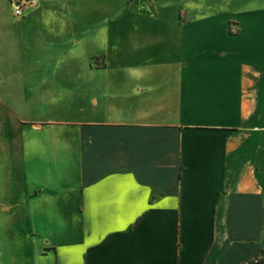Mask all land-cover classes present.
<instances>
[{"label": "crops", "instance_id": "crops-1", "mask_svg": "<svg viewBox=\"0 0 264 264\" xmlns=\"http://www.w3.org/2000/svg\"><path fill=\"white\" fill-rule=\"evenodd\" d=\"M174 1L125 27L0 10V224L29 226L0 264H264V0ZM39 223L60 239L20 247Z\"/></svg>", "mask_w": 264, "mask_h": 264}, {"label": "rangeland", "instance_id": "rangeland-1", "mask_svg": "<svg viewBox=\"0 0 264 264\" xmlns=\"http://www.w3.org/2000/svg\"><path fill=\"white\" fill-rule=\"evenodd\" d=\"M12 0H0V10L4 11L5 14L7 10H10L12 13V6L10 4ZM44 2L39 3V8L42 10V14H35V22L38 24L39 29H44L43 24L44 21H47L50 24L56 25L58 23H64L70 25L74 28H79L82 26L92 25V24H116L120 27H125L128 24H139L141 19L144 23H154L155 19L159 17L160 19L166 18L168 19L170 13L174 9V0H137L134 4L132 2L134 0H43ZM28 7V6H27ZM140 9V12H136ZM55 12L54 14H51ZM13 15V14H12ZM140 15V16H139ZM17 17V16H16ZM22 16H18L21 19ZM60 20V21H59ZM26 43H22L23 48V57L29 55V52L25 51ZM121 46H124L121 44ZM80 51L78 48H73L70 50L71 57V65L69 67V71H78V67L80 68L83 60V56L80 55ZM25 64V62H23ZM17 67V65H16ZM11 73V75H10ZM13 71H9L8 66L6 68V87H9V83L13 84L15 79H13ZM55 88L59 85V81H52ZM57 99L63 98L60 91L56 94ZM67 98V97H66ZM72 100L73 97H69ZM58 108H62L63 112L75 113L77 110L76 104V93L74 97V101L69 102V106L64 107L63 105ZM10 145H6V152H9ZM13 149V145L11 149ZM13 151V150H12ZM11 151V152H12ZM0 152L1 149H0ZM1 155V153H0ZM2 155L0 156V159ZM4 164L0 161V167H3ZM16 166V165H15ZM13 162L10 160L5 161L6 169H15ZM0 176V184L2 183ZM14 180L13 176H7L8 179ZM46 180V177H43ZM6 179V178H5ZM8 182V181H7ZM40 184L42 183L39 179ZM45 182V181H44ZM9 188L10 191L14 190L13 183H10ZM15 192V191H14ZM7 205H9V201L6 200ZM8 212H6V215ZM27 224H17L7 223L4 226L0 224V233H5V241L4 243L8 247L11 243L10 240L14 234L20 232L25 233L28 231ZM35 227L39 230V236L33 238L32 240L22 241L20 247H28L32 249H37L38 251L46 247V242L49 239L52 242L58 241L60 238L54 236L50 233L48 229L44 228L40 223L35 225ZM46 229V230H45ZM52 232V230H51ZM27 234H30L29 232ZM16 236V235H15ZM2 243V242H1Z\"/></svg>", "mask_w": 264, "mask_h": 264}, {"label": "built area", "instance_id": "built-area-1", "mask_svg": "<svg viewBox=\"0 0 264 264\" xmlns=\"http://www.w3.org/2000/svg\"><path fill=\"white\" fill-rule=\"evenodd\" d=\"M35 2V0H12L10 2L11 6H12V14L13 16H22L24 9L29 6L32 5Z\"/></svg>", "mask_w": 264, "mask_h": 264}]
</instances>
